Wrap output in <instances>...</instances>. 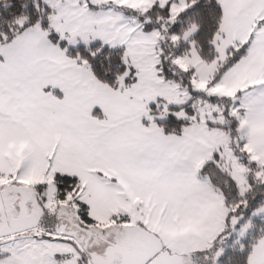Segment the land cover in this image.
<instances>
[{
    "label": "snow or ice",
    "instance_id": "snow-or-ice-1",
    "mask_svg": "<svg viewBox=\"0 0 264 264\" xmlns=\"http://www.w3.org/2000/svg\"><path fill=\"white\" fill-rule=\"evenodd\" d=\"M0 264H264V0H0Z\"/></svg>",
    "mask_w": 264,
    "mask_h": 264
}]
</instances>
